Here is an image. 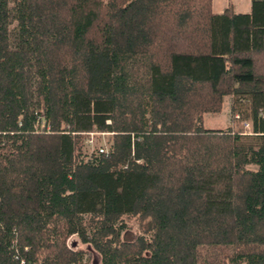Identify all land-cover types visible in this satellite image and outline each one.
Returning a JSON list of instances; mask_svg holds the SVG:
<instances>
[{
    "label": "trees",
    "instance_id": "16d2710c",
    "mask_svg": "<svg viewBox=\"0 0 264 264\" xmlns=\"http://www.w3.org/2000/svg\"><path fill=\"white\" fill-rule=\"evenodd\" d=\"M225 96L248 133L204 127ZM73 235L99 264H264V0H0V264H86Z\"/></svg>",
    "mask_w": 264,
    "mask_h": 264
},
{
    "label": "rangeland",
    "instance_id": "374dc122",
    "mask_svg": "<svg viewBox=\"0 0 264 264\" xmlns=\"http://www.w3.org/2000/svg\"><path fill=\"white\" fill-rule=\"evenodd\" d=\"M228 5L231 6L232 10L235 12L246 13L249 11V0H211V9L214 12H221ZM229 104L230 97L225 96L222 100V108L221 111L217 114H204L203 125L208 129H224L230 125H232L233 129H238L242 133H248L250 130V123L245 121L247 124V128L243 125L244 120L235 121L231 124L229 121ZM84 139L91 140V144L86 146L82 144L81 151L84 154L85 158L89 157V153H94L97 151L98 147L108 148L110 145V134L107 132H92L89 135L84 134L82 138V143ZM250 169H254L253 165L247 166ZM125 231L126 237H134L139 234V228L137 225V221L135 218H130L125 220ZM68 244L72 246L74 249H82L84 251L83 261L86 264H99L97 255L93 252L90 246L86 244H82L78 241L75 235L70 236L68 238Z\"/></svg>",
    "mask_w": 264,
    "mask_h": 264
},
{
    "label": "built area",
    "instance_id": "2783aa9c",
    "mask_svg": "<svg viewBox=\"0 0 264 264\" xmlns=\"http://www.w3.org/2000/svg\"><path fill=\"white\" fill-rule=\"evenodd\" d=\"M243 125L247 128V124H246V122H244L243 123ZM43 122L41 121V123H40V128H43ZM92 132H89V133H85L86 135H89V134H91ZM91 140H88V139H84L83 140V143L82 144H85L86 146H89L90 144H91ZM107 149L108 148H105V147H98L97 148V151H95V152H99V153H103V152H106L107 151ZM90 154V153H89ZM67 244H68V240H67Z\"/></svg>",
    "mask_w": 264,
    "mask_h": 264
}]
</instances>
